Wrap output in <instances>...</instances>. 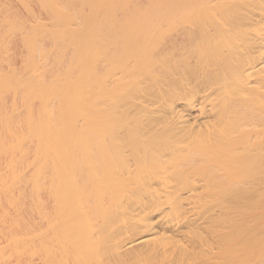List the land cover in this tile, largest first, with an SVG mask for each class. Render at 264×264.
<instances>
[{
  "label": "bare ground",
  "instance_id": "bare-ground-1",
  "mask_svg": "<svg viewBox=\"0 0 264 264\" xmlns=\"http://www.w3.org/2000/svg\"><path fill=\"white\" fill-rule=\"evenodd\" d=\"M0 264H264V0H0Z\"/></svg>",
  "mask_w": 264,
  "mask_h": 264
}]
</instances>
